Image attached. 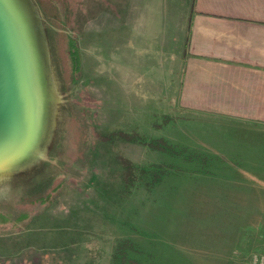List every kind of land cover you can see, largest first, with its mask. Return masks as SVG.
<instances>
[{"label":"rangeland","instance_id":"obj_1","mask_svg":"<svg viewBox=\"0 0 264 264\" xmlns=\"http://www.w3.org/2000/svg\"><path fill=\"white\" fill-rule=\"evenodd\" d=\"M25 1L50 114L0 170V264H264L263 126L176 99L192 0Z\"/></svg>","mask_w":264,"mask_h":264},{"label":"crops","instance_id":"obj_2","mask_svg":"<svg viewBox=\"0 0 264 264\" xmlns=\"http://www.w3.org/2000/svg\"><path fill=\"white\" fill-rule=\"evenodd\" d=\"M179 106L264 128V0H192Z\"/></svg>","mask_w":264,"mask_h":264},{"label":"water","instance_id":"obj_3","mask_svg":"<svg viewBox=\"0 0 264 264\" xmlns=\"http://www.w3.org/2000/svg\"><path fill=\"white\" fill-rule=\"evenodd\" d=\"M28 8L25 0H0V170L9 158L36 151L50 114V90Z\"/></svg>","mask_w":264,"mask_h":264},{"label":"trees","instance_id":"obj_4","mask_svg":"<svg viewBox=\"0 0 264 264\" xmlns=\"http://www.w3.org/2000/svg\"><path fill=\"white\" fill-rule=\"evenodd\" d=\"M119 1L120 0H118L116 3H114L112 8H114V6H116V5H118ZM71 48H73V52H76L75 49H74V48H76L74 43L71 44ZM73 59L76 60L75 63L77 65V67H79V65H78L79 64L78 53L76 55L74 54ZM129 180L131 181L133 179H129ZM122 252H124L123 255L120 258H118L120 260L121 264H139V262L137 260H133V259L127 258V250L122 251Z\"/></svg>","mask_w":264,"mask_h":264},{"label":"bare ground","instance_id":"obj_5","mask_svg":"<svg viewBox=\"0 0 264 264\" xmlns=\"http://www.w3.org/2000/svg\"><path fill=\"white\" fill-rule=\"evenodd\" d=\"M20 156V155H19ZM13 159V158H12Z\"/></svg>","mask_w":264,"mask_h":264}]
</instances>
